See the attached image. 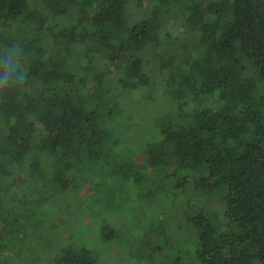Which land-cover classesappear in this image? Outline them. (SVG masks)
Here are the masks:
<instances>
[{"label":"trees","instance_id":"trees-1","mask_svg":"<svg viewBox=\"0 0 264 264\" xmlns=\"http://www.w3.org/2000/svg\"><path fill=\"white\" fill-rule=\"evenodd\" d=\"M83 186L99 212H66ZM126 188L169 214L87 235ZM27 237L38 264H264V0H0V264Z\"/></svg>","mask_w":264,"mask_h":264},{"label":"rangeland","instance_id":"rangeland-1","mask_svg":"<svg viewBox=\"0 0 264 264\" xmlns=\"http://www.w3.org/2000/svg\"><path fill=\"white\" fill-rule=\"evenodd\" d=\"M137 145V144H136ZM146 159L145 156H140L138 158L135 159V161L139 162L141 160ZM96 170V171H94ZM93 170V174H91L89 171L84 170L82 172L81 175H79L78 179H80L81 184L85 185L87 183V185L92 188L93 184H95L97 181L96 177H99V174H102V170L101 166L95 168ZM105 170V169H104ZM109 171H103V174L100 178V180L102 178L105 177V180L107 182L111 181L112 183H115L116 179L114 177V179H110V176L108 175ZM96 176V177H95ZM86 182V183H85ZM130 189V188H129ZM129 189H124L123 192L121 193V197L124 201L128 200L127 204L124 201H119V203H116L115 205H111L110 208L106 209L103 213H101L102 215H94V220L90 221V219H87L88 217H90V214H86L85 217H83V221L89 220V223H91V227H89L86 231V234L88 235H92L95 232H97L95 230V223H101L102 221H106L108 223V221H112V226L113 228H117L119 231H121V234L124 233V231L129 228V230H131L132 234L133 233H139L140 229L146 228L147 224H150L154 221V217L157 219H163V215H168L169 211L168 210H164L162 213L157 212L156 210H158V204L157 203L159 200L158 198L154 195V194H150V192H146V193H141V194H136V192L134 190H129ZM82 194H86V195H82L81 197L87 198L89 204H87L84 201V204L79 205V203H72L71 205H69L68 201L64 204L62 201H60V205L63 206L66 209V205L68 206V209H66V212H71V213H75L76 214V210L78 211L80 209V207L86 206V210L89 211L90 213H98L99 212V206L100 204L104 203V198L101 199L100 204H98L97 202L94 201V197L93 193H91L90 191H88L85 186L82 187L81 190ZM119 193V192H117ZM134 193V194H133ZM109 195V194H107ZM113 199V198H112ZM63 200V199H60ZM68 200V198H67ZM59 202V201H58ZM146 209V210H145ZM139 211L145 212L143 214H140ZM105 213V214H104ZM146 215V216H145ZM134 219V220H133ZM136 222V226H132L133 223ZM144 222V223H142ZM148 222V223H147ZM88 223V224H89ZM56 224L59 226H63V224H60L59 222L56 221ZM134 229V230H133ZM55 233H57V229H48L47 230V234H51L54 235ZM87 237V236H86ZM130 238V236H126L124 238V241L122 243V238H120L118 240L119 245H121V248L118 246V244L116 242H113L111 245H102L99 240L96 237L93 236H89L87 238L84 239L85 244L89 245L92 248H97L102 250V255L105 256L106 254H109V250H111V248L113 247L114 250L116 251L115 248L118 249H123L126 248L127 245H125V243H127V239ZM31 237H27L24 242H23V247H25L27 245V243L30 242L29 244V251H25L24 253H11L10 257H7L8 260H10V262L7 260V262L10 264H27V261H33L29 264H38L39 261H41V257H40V253H41V245L38 243V241L36 239H33V241L31 240ZM67 237H60V240H66ZM130 242V241H129ZM55 244V243H54ZM52 255H56L58 253V250L55 246H53L50 249ZM9 253V252H8ZM7 253V254H8ZM7 263V264H8ZM5 264V263H2Z\"/></svg>","mask_w":264,"mask_h":264}]
</instances>
